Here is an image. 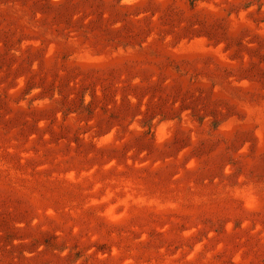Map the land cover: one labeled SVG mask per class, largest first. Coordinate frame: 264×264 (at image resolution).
Returning a JSON list of instances; mask_svg holds the SVG:
<instances>
[{"label":"rangeland","instance_id":"1","mask_svg":"<svg viewBox=\"0 0 264 264\" xmlns=\"http://www.w3.org/2000/svg\"><path fill=\"white\" fill-rule=\"evenodd\" d=\"M0 264H264V0H0Z\"/></svg>","mask_w":264,"mask_h":264}]
</instances>
